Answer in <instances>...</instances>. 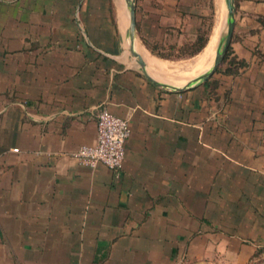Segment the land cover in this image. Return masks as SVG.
Here are the masks:
<instances>
[{"label":"crops","instance_id":"1","mask_svg":"<svg viewBox=\"0 0 264 264\" xmlns=\"http://www.w3.org/2000/svg\"><path fill=\"white\" fill-rule=\"evenodd\" d=\"M235 1L244 64L175 91L129 55L122 0H0V264H248L262 250L264 0ZM219 29L184 64L137 27L134 43L181 85ZM101 106L128 121L116 174L72 155Z\"/></svg>","mask_w":264,"mask_h":264},{"label":"rangeland","instance_id":"2","mask_svg":"<svg viewBox=\"0 0 264 264\" xmlns=\"http://www.w3.org/2000/svg\"><path fill=\"white\" fill-rule=\"evenodd\" d=\"M233 1L234 3L237 2ZM122 2L125 7V1L122 0ZM239 2L242 9L249 4L247 0H239ZM114 3L119 14L118 5L116 2ZM219 5L220 9L221 7L224 9L223 0L218 2L217 0H135L137 32L142 42L155 48L150 51L151 54L165 59L168 63L182 61V64H184L190 58V56L184 54L190 50L191 47L188 43L194 38V35L203 31H207V37L213 34L217 18L220 16ZM241 13L244 14L245 19L249 16L248 13L244 10L241 12L240 9V11L234 13L235 22ZM220 29L219 33L223 31V27ZM156 53L166 54L169 57L164 58ZM198 59L199 57H196L189 64H196ZM218 65L220 68L223 67V63ZM176 66L179 65L176 64ZM146 69L151 75L160 80L175 81L170 73L158 71V74H156L147 62ZM175 70L177 71L176 75H179L178 69ZM248 264H264V247L256 253Z\"/></svg>","mask_w":264,"mask_h":264},{"label":"built area","instance_id":"3","mask_svg":"<svg viewBox=\"0 0 264 264\" xmlns=\"http://www.w3.org/2000/svg\"><path fill=\"white\" fill-rule=\"evenodd\" d=\"M94 116V143L79 145L72 155L88 166L103 163L116 174L122 165L125 140L129 134L128 121L110 113L104 106L96 109Z\"/></svg>","mask_w":264,"mask_h":264},{"label":"water","instance_id":"4","mask_svg":"<svg viewBox=\"0 0 264 264\" xmlns=\"http://www.w3.org/2000/svg\"><path fill=\"white\" fill-rule=\"evenodd\" d=\"M126 5V11L128 15V22L126 27V45L129 55L134 59L137 63L138 67L145 75V77L151 81L152 83L167 87L169 89L179 91L183 88L195 85L201 81L207 79V77L216 69L217 65L220 63L231 39L233 26H234V1L233 0H223L224 9L222 13V24L223 27L222 32H218V38L216 41V45L214 48V54L212 58V62L209 67L202 72L192 76L187 81H185L181 85L172 84L166 82L164 80H160L153 75H151L146 69V61L141 56V54L136 51L134 48V40L136 37V27H135V0H124ZM221 30V29H220ZM209 39V37H208ZM207 39V41H208Z\"/></svg>","mask_w":264,"mask_h":264},{"label":"trees","instance_id":"5","mask_svg":"<svg viewBox=\"0 0 264 264\" xmlns=\"http://www.w3.org/2000/svg\"><path fill=\"white\" fill-rule=\"evenodd\" d=\"M207 31H203L202 33L201 32H198L194 35V38L188 43L190 50L188 52H186L184 55L185 56H192L196 53H198L204 46L205 44L207 43ZM149 46V45H148ZM150 50L153 51L154 48L150 46ZM231 53V49H230V45H228L222 59H221V62H228V63H232L233 61L237 62L236 65H242L244 64V61L241 60V59H238L237 61L234 60L233 58V55L230 54ZM158 54L159 56L161 57H164V58H168L169 56L166 55V54H162V53H156ZM261 58L262 60L264 61V53H261ZM221 69L219 66L216 68V70H219ZM224 70H231L229 66H226L224 67Z\"/></svg>","mask_w":264,"mask_h":264},{"label":"bare ground","instance_id":"6","mask_svg":"<svg viewBox=\"0 0 264 264\" xmlns=\"http://www.w3.org/2000/svg\"><path fill=\"white\" fill-rule=\"evenodd\" d=\"M218 1L219 0H217V2ZM219 10H220V16H219L220 18L219 17L217 18V21H216L215 26L218 24V27L220 28V26L222 24V19L221 18H222V13H223V9H222V7L220 9V5H219ZM134 48L136 49V42L134 43ZM136 51H137V49H136ZM213 51H214V48L210 49L209 52H208V54H207V56L206 57H203V58H205V60H203L202 62H198V65L199 66H202V67H206L208 65L210 59L212 58ZM200 59H202V58H200Z\"/></svg>","mask_w":264,"mask_h":264}]
</instances>
